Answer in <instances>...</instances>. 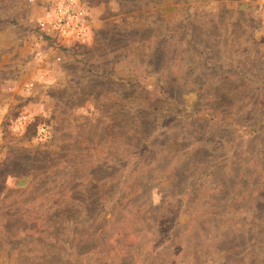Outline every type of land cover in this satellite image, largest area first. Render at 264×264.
I'll list each match as a JSON object with an SVG mask.
<instances>
[{"label":"rangeland","instance_id":"374dc122","mask_svg":"<svg viewBox=\"0 0 264 264\" xmlns=\"http://www.w3.org/2000/svg\"><path fill=\"white\" fill-rule=\"evenodd\" d=\"M78 1L0 0V264H264V0Z\"/></svg>","mask_w":264,"mask_h":264},{"label":"built area","instance_id":"2783aa9c","mask_svg":"<svg viewBox=\"0 0 264 264\" xmlns=\"http://www.w3.org/2000/svg\"><path fill=\"white\" fill-rule=\"evenodd\" d=\"M52 15L38 21L42 30L51 28L65 39L82 42L88 34V20L84 6L78 0H51Z\"/></svg>","mask_w":264,"mask_h":264},{"label":"trees","instance_id":"16d2710c","mask_svg":"<svg viewBox=\"0 0 264 264\" xmlns=\"http://www.w3.org/2000/svg\"><path fill=\"white\" fill-rule=\"evenodd\" d=\"M262 85L264 86V82L262 83ZM219 93V92H218ZM263 94H264V91H263ZM164 96H165V98L167 99V100H169V102L171 103V109L173 110V112L174 113H172L171 115H170V117H172V115H174V116H177V114L179 115V114H181V109H180V106L178 105V103H177V100L175 99V96L173 95V93L172 94H170V93H164ZM219 97L221 98L222 97V93H219ZM164 103V102H163ZM169 103V104H170ZM172 103L174 104V105H172ZM177 103V104H176ZM176 104V105H175ZM169 106V105H168ZM224 106H225V104H224ZM219 108V107H218ZM219 111H220V113H221V115H224V108H223V105L222 106H220V109H219ZM198 112V111H197ZM199 113V112H198ZM200 114V113H199ZM200 118H202V119H210V120H212V121H214L213 120V118L211 117L210 118V116L209 115H203V114H200ZM207 121H209V120H207ZM218 123V122H217ZM218 125H219V129H220V125H221V123H218ZM251 126H254V127H250V131H251V133L252 134H254V133H256V132H258L260 129H262L263 127H264V114L263 115H261L260 117H259V119L253 124V125H251ZM245 127H247V125H245ZM245 129H247V128H245ZM219 137L220 136H218V139H219ZM221 139V138H220ZM219 139V140H220ZM218 140V141H219ZM222 147V146H221ZM217 148V147H216ZM218 150V149H217ZM207 154H209L206 150H203V152H201L200 153V156H207ZM222 187V189L220 190V191H223L224 189H225V187L224 186H221ZM262 247H264V238H262L261 240H259L258 241V245L256 246V247H254V249H253V256L254 255H256V253H257V251L258 252H262L263 250H260ZM192 256H194V253L192 254ZM193 258V257H192Z\"/></svg>","mask_w":264,"mask_h":264}]
</instances>
